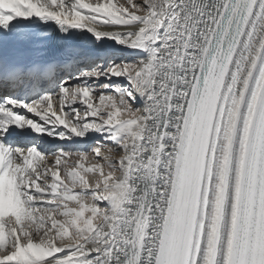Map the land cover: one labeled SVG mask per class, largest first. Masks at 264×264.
Returning a JSON list of instances; mask_svg holds the SVG:
<instances>
[{
  "label": "snow or ice",
  "instance_id": "snow-or-ice-1",
  "mask_svg": "<svg viewBox=\"0 0 264 264\" xmlns=\"http://www.w3.org/2000/svg\"><path fill=\"white\" fill-rule=\"evenodd\" d=\"M0 264H264V0H0Z\"/></svg>",
  "mask_w": 264,
  "mask_h": 264
}]
</instances>
